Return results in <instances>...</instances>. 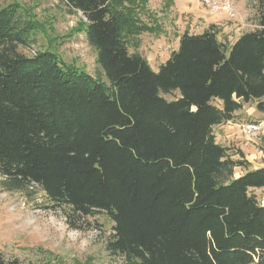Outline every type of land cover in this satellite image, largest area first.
Returning a JSON list of instances; mask_svg holds the SVG:
<instances>
[{
  "label": "trees",
  "instance_id": "16d2710c",
  "mask_svg": "<svg viewBox=\"0 0 264 264\" xmlns=\"http://www.w3.org/2000/svg\"><path fill=\"white\" fill-rule=\"evenodd\" d=\"M58 1L85 19L106 82L50 51L22 54L33 26L0 10L1 190L41 191L72 230L104 214L105 250L125 264H264V206L250 191L264 168L213 133L252 102L264 113V0H250L258 29L229 48L214 24L184 32L156 72L128 51L149 31L136 16L147 0Z\"/></svg>",
  "mask_w": 264,
  "mask_h": 264
},
{
  "label": "rangeland",
  "instance_id": "374dc122",
  "mask_svg": "<svg viewBox=\"0 0 264 264\" xmlns=\"http://www.w3.org/2000/svg\"><path fill=\"white\" fill-rule=\"evenodd\" d=\"M221 1L233 4L234 19L211 14L201 0H147L146 5L136 10V16L149 31L131 40L137 42V47L130 42L129 53H139L156 72L177 49L184 32L199 35L214 24L220 29L218 40L229 48L244 33L259 28L255 2ZM8 6H14L23 20L33 26L29 33L31 45L19 48L22 54L33 56L50 51L66 65L106 82L96 64V53L82 31L85 19L81 13L69 12L58 0H0V10ZM162 96L173 101L178 94ZM213 104L220 107L218 101ZM248 123L261 124L257 139L250 140L243 134ZM231 124L234 125L229 129L231 140H226L218 127L213 131L221 146L228 149L233 159H239L236 153L240 151L245 160L248 156L256 166L264 164V113L256 110V103L245 105ZM48 206L41 191L26 197L0 188V254L5 260L16 259L20 264H125L122 258L105 250L113 226L107 216L88 218L89 229L77 231L66 225L60 211Z\"/></svg>",
  "mask_w": 264,
  "mask_h": 264
},
{
  "label": "built area",
  "instance_id": "2783aa9c",
  "mask_svg": "<svg viewBox=\"0 0 264 264\" xmlns=\"http://www.w3.org/2000/svg\"><path fill=\"white\" fill-rule=\"evenodd\" d=\"M204 7L213 15H226L229 19L236 17L233 4L230 1L201 0ZM261 124L248 123L243 127V134L250 140L257 139L260 135ZM264 206V197L262 199Z\"/></svg>",
  "mask_w": 264,
  "mask_h": 264
},
{
  "label": "crops",
  "instance_id": "0c3cea01",
  "mask_svg": "<svg viewBox=\"0 0 264 264\" xmlns=\"http://www.w3.org/2000/svg\"><path fill=\"white\" fill-rule=\"evenodd\" d=\"M178 48V46H177ZM220 103V102H219ZM219 107V106H218ZM220 108V107H219ZM236 115V114H235ZM234 122V121H233ZM232 122H227L225 124H222V125H219V126H215L213 128V131L216 127H218L220 130L223 131L224 135L223 137L226 139V140H231L233 137L231 136V132H229V129L232 128V126H234L233 124H231ZM214 136H215V141L216 143H218L219 145H221V143H219V140H218V137L217 135L214 133ZM246 161L249 163V169L248 170H256V169H262L264 168V164H261V165H258L256 166L255 163L253 162V160L249 159L248 156H246ZM236 160V159H234ZM237 169H239L237 171ZM237 171V172H236ZM245 173V170L243 169H240V168H236L235 169V177H238V176H241ZM256 197H257V200L259 202V204L262 205V199L264 197V188L262 189H251L250 190ZM263 206V205H262Z\"/></svg>",
  "mask_w": 264,
  "mask_h": 264
}]
</instances>
